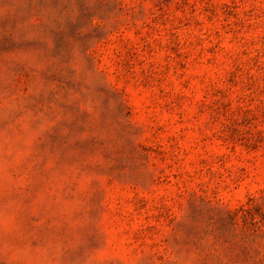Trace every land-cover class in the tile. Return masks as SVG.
<instances>
[{
    "label": "rangeland",
    "instance_id": "rangeland-1",
    "mask_svg": "<svg viewBox=\"0 0 264 264\" xmlns=\"http://www.w3.org/2000/svg\"><path fill=\"white\" fill-rule=\"evenodd\" d=\"M0 264H264V0H0Z\"/></svg>",
    "mask_w": 264,
    "mask_h": 264
}]
</instances>
